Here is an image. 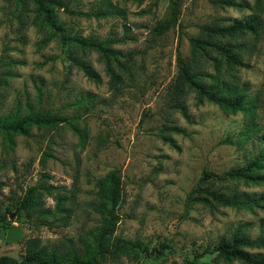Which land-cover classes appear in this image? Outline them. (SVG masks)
<instances>
[{
  "label": "rangeland",
  "instance_id": "obj_1",
  "mask_svg": "<svg viewBox=\"0 0 264 264\" xmlns=\"http://www.w3.org/2000/svg\"><path fill=\"white\" fill-rule=\"evenodd\" d=\"M61 1L74 11L54 9L65 32L110 53L63 42L30 0H0V122L40 113L64 116L80 130L68 122L32 124L27 135L0 128V255L22 256L27 239L83 249L100 225L97 183L116 170L119 220L109 244L128 248L100 264H223L214 258L219 239L238 228L257 237L264 199L247 208L193 198L202 194L198 187L230 198L264 194V180L228 175L264 149V0H180L176 23L160 34L152 29L168 18L170 0ZM254 12L256 33L233 38L242 44V66L216 67L215 53H192L189 38L201 25H228ZM178 53L205 73L199 77L207 85L243 93L242 108L223 110L190 88L178 96L186 116L173 107ZM30 188L37 205L19 209ZM59 195L67 199L64 212H54Z\"/></svg>",
  "mask_w": 264,
  "mask_h": 264
},
{
  "label": "trees",
  "instance_id": "obj_2",
  "mask_svg": "<svg viewBox=\"0 0 264 264\" xmlns=\"http://www.w3.org/2000/svg\"><path fill=\"white\" fill-rule=\"evenodd\" d=\"M30 2L34 7L35 13L41 16L45 25L50 27L63 42L92 47L105 55L110 53V49L101 42L72 36L65 32L64 27L56 20L54 9L63 7L69 13H73L74 11L68 9L61 0H30ZM179 2L180 0H170L168 18L155 25L152 29L154 32L160 34L176 23L179 13ZM222 3L238 6L234 1L229 0H223ZM259 21L260 16L257 12H254L249 17L243 20H234L228 25L203 24L200 26V35L189 38L191 51L193 54L204 57L215 53L214 64L216 67L221 64H225L227 67H240L244 64L241 57L242 44L233 41V38L246 33H256ZM73 60L88 76H91V71L87 65H83L81 61L75 60L74 57ZM176 65L177 73L171 87L174 102L173 107L178 108L184 116H186L185 107L178 99V96L183 94L184 88L192 89L200 99L217 104L223 110L232 113L241 109L244 105L245 95L243 93L226 92L222 83L207 85L199 77L205 75V73L202 70L196 71L193 65L179 53L176 56ZM107 66L111 70L110 65ZM110 73L112 77H116V80L120 79L113 71ZM64 122H68L64 116L32 113L18 120L0 122V128L8 133L27 135L29 133L28 128L32 124L51 126ZM69 125L75 132H79L80 134V130L74 124L69 123ZM261 169H264V149L243 167L230 171L228 175L247 182H258L264 180V175L257 173ZM204 178L203 176L202 179ZM198 190L202 194L196 195L193 201L203 204L215 201L225 206L249 208L257 205L259 201L264 199V194L258 199L249 198L246 194H241L238 198H230L216 191H210L207 188L198 187ZM120 194V177L116 170L110 171L104 178L98 181L96 190L98 201L94 205V209L100 216V225L96 230L90 232L92 240L86 239L83 249H79L67 242L59 243L55 247L49 248L39 246L35 239H27L22 256L15 257L2 254L0 255V264H100L101 258L106 255H114L119 250L128 248L123 243L109 244V239L119 220L116 209L120 201ZM65 200L67 199L62 195L57 197L54 212H64L67 210L64 207ZM36 205V193L34 189L30 188L21 199L18 208L30 210ZM5 220L6 213L0 212V222H4ZM259 248H264V230L257 237L251 239L238 228L231 236L221 237L213 251L216 252L214 258L219 259L223 264H231L234 261L240 264H264V253L261 251H251L252 249ZM188 264L220 263L218 261L212 263L191 261Z\"/></svg>",
  "mask_w": 264,
  "mask_h": 264
}]
</instances>
